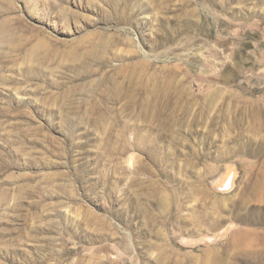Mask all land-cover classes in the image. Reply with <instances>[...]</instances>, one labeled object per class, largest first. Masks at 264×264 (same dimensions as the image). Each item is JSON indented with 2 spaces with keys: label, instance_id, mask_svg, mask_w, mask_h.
Returning <instances> with one entry per match:
<instances>
[{
  "label": "rangeland",
  "instance_id": "obj_1",
  "mask_svg": "<svg viewBox=\"0 0 264 264\" xmlns=\"http://www.w3.org/2000/svg\"><path fill=\"white\" fill-rule=\"evenodd\" d=\"M0 264H264V0H0Z\"/></svg>",
  "mask_w": 264,
  "mask_h": 264
}]
</instances>
